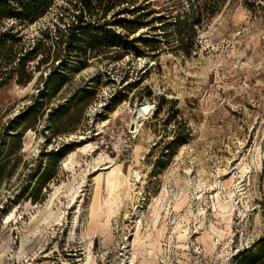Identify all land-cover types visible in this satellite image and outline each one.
Instances as JSON below:
<instances>
[{
  "label": "rangeland",
  "instance_id": "1",
  "mask_svg": "<svg viewBox=\"0 0 264 264\" xmlns=\"http://www.w3.org/2000/svg\"><path fill=\"white\" fill-rule=\"evenodd\" d=\"M5 1L0 264H264V0ZM100 155L127 177L112 215Z\"/></svg>",
  "mask_w": 264,
  "mask_h": 264
},
{
  "label": "bare ground",
  "instance_id": "2",
  "mask_svg": "<svg viewBox=\"0 0 264 264\" xmlns=\"http://www.w3.org/2000/svg\"><path fill=\"white\" fill-rule=\"evenodd\" d=\"M118 110L119 109H117V110H114V111H112L111 112V115H112V117L113 116H117V113H118ZM115 116V117H116ZM113 119V118H112ZM106 120H104L103 122V124H105L106 122H105ZM135 123H137L136 122V120L134 121ZM106 125H107V123H106ZM105 125V126H106ZM136 125H140V123L138 124H136ZM135 126V125H134ZM104 127V126H103ZM137 128V127H136ZM139 128V127H138ZM141 128V127H140ZM138 131V130H137ZM92 148V146H91V144H88V145H85V146H83V147H78V152L80 153V154H83V153H86V152H88V150L89 149H91ZM259 146L256 144V150L257 151H259ZM135 153H137L138 151H139V146H136L135 147ZM260 152V151H259ZM258 152V153H259ZM103 155H100L99 157H98V159L96 160V163H95V165H97V166H104L103 168H102V170H109V172H107V175H106V179H105V183H106V190H107V195H108V197H107V199L103 202V204L105 205V208H106V210H105V208L103 209L102 208V203H101V201L100 202H98V205H97V212H111L110 213V215H112V214H114L115 212H116V210H114V206L112 207V205H115V208H117V210H118V208H119V205H121L122 204V200H121V198H120V192H121V186H122V184H123V182H125L126 180H127V177H125L124 176V174L122 173V171H121V167L119 166V165H117V164H115L113 161H112V159L110 160V159H108L107 157H102ZM95 162V161H94ZM243 162V161H242ZM70 165H77V164H79V161L78 160H71L70 161V163H69ZM245 165V164H244ZM238 170H239V173L242 175L245 171H246V168L244 167V166H238ZM100 179H98L97 180V182L99 181ZM205 189V188H204ZM105 190V191H106ZM238 192H240V191H238ZM73 193V192H72ZM200 193V192H199ZM75 194V193H74ZM73 196V195H72ZM75 196V195H74ZM96 197V196H95ZM96 199V198H95ZM187 199V196H186V198L184 199V200H182V202L181 203H184L185 202V200ZM216 200H217V198H216ZM222 200V199H221ZM231 200V199H230ZM177 206H180V204H177L174 208H177ZM215 207V206H214ZM233 207H234V205L233 204H231V201H229V202H227V203H225V204H222V205H218V208H219V212H222V213H227V212H232V210H233ZM72 209V208H71ZM95 211V212H96ZM57 212H58V210H57ZM92 212H94V211H92ZM118 212V211H117ZM215 212V211H214ZM54 214H56V213H54ZM61 214V213H60ZM216 215H217V213H216ZM92 216H93V214H92ZM115 216V215H114ZM49 217V216H48ZM45 220V223H44V226L45 227H47V226H51L52 224H54V223H56L57 221H59L60 220V215L58 214H56V215H51L50 217H49V219H43V221ZM36 226V225H35ZM36 228V227H35ZM181 228V226L180 225H178L177 226V229H180ZM212 231L213 232H215V230L212 228ZM185 232H186V230H185ZM38 233H39V231H38ZM39 234H41V233H39ZM34 235V234H33ZM35 236H36V234H35ZM40 236V235H39ZM38 237V236H37ZM220 237V236H219ZM28 239V238H27ZM27 239H25V240H21L20 241V250H21V253L20 254H17V256L19 257V256H21V254H23L24 253V251H25V248H26V246H27V244H28V241L29 240H27ZM185 239H186V235H179L178 237H177V241H179V242H183V241H185ZM180 244V243H179ZM183 244V243H182ZM215 244V243H214ZM214 244H211V245H206V248H207V251L209 250H211V249H213L214 247H215V245ZM134 249V248H133ZM217 250V249H216ZM87 251H89V250H87ZM223 252V251H222ZM215 254V253H214ZM218 257L219 258H221V255L219 254L218 255ZM217 257V258H218ZM88 263L89 264H95L94 262H93V260H90L89 258H88Z\"/></svg>",
  "mask_w": 264,
  "mask_h": 264
},
{
  "label": "trees",
  "instance_id": "3",
  "mask_svg": "<svg viewBox=\"0 0 264 264\" xmlns=\"http://www.w3.org/2000/svg\"><path fill=\"white\" fill-rule=\"evenodd\" d=\"M8 1L13 3V0H8ZM88 1H90V0H88ZM82 2H84V0H82ZM37 7H38V4L35 2V0H30V2L27 3V7L25 8V13L23 14V16H26V15L33 13ZM11 10H13V11H11ZM14 13H15V9L13 7H11L9 3H7L6 1L3 2V0H0V20L8 17L9 15H13ZM74 22L76 23V26H73V23H72L69 26V28L67 30L68 32L66 34L63 35L62 33L60 34V32H58V39L56 40V44L58 46L61 44L60 39H62L63 37H67L70 40V43H75L78 41L76 35H78L79 30H80L79 26H77L78 23H81L80 17H77V20ZM2 35L0 33V52L3 51V47H4V44L6 42V39L12 37V36L4 37ZM39 41L40 40H37L36 45L33 48H31L29 51H27L26 55L22 56L24 58H22L21 60L20 59L18 60V63L20 61H23L17 65L18 68H21L23 70L25 63H28V62L34 60V56L36 54V51L38 50L37 47H39ZM16 55L17 54H14L12 52L10 57L6 59L7 65H11V70L9 73H11L12 75L14 74V71H15L14 67L16 66V64H15ZM0 57H1V54H0ZM0 65H1V62H0ZM2 73H4V72H0V74H2ZM12 80H13V76H11L9 83H11ZM21 81H22V78H18L16 80V83H20ZM27 82H29V81L27 80ZM6 135H8V134H6ZM1 166H2V163L0 164V167ZM261 247H264V243H262ZM261 255L262 254H261L260 250H258L257 252L254 251L252 253L242 254V256L240 257L238 262H239V264H254V263H256L258 258L261 257Z\"/></svg>",
  "mask_w": 264,
  "mask_h": 264
},
{
  "label": "built area",
  "instance_id": "4",
  "mask_svg": "<svg viewBox=\"0 0 264 264\" xmlns=\"http://www.w3.org/2000/svg\"><path fill=\"white\" fill-rule=\"evenodd\" d=\"M152 110V109H151ZM134 130V129H133Z\"/></svg>",
  "mask_w": 264,
  "mask_h": 264
}]
</instances>
